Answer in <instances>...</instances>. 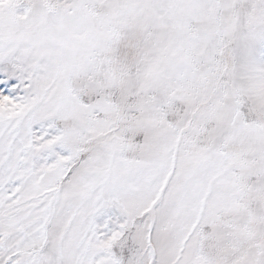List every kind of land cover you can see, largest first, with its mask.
Segmentation results:
<instances>
[{
    "label": "snow or ice",
    "instance_id": "snow-or-ice-1",
    "mask_svg": "<svg viewBox=\"0 0 264 264\" xmlns=\"http://www.w3.org/2000/svg\"><path fill=\"white\" fill-rule=\"evenodd\" d=\"M0 264H264V0H0Z\"/></svg>",
    "mask_w": 264,
    "mask_h": 264
}]
</instances>
